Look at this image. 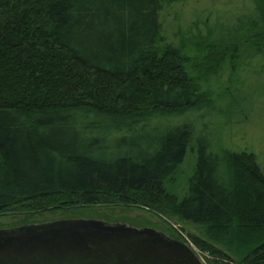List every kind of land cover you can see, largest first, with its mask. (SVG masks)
<instances>
[{
    "label": "trees",
    "instance_id": "obj_1",
    "mask_svg": "<svg viewBox=\"0 0 264 264\" xmlns=\"http://www.w3.org/2000/svg\"><path fill=\"white\" fill-rule=\"evenodd\" d=\"M184 1L0 0V216L136 206L197 225L208 239L187 235L210 264H264L254 153L223 151L220 172L201 151L187 192L166 188L194 131L177 118L210 98L186 68L196 58V70L218 75L264 56V0L217 38L207 25L170 42L162 12Z\"/></svg>",
    "mask_w": 264,
    "mask_h": 264
},
{
    "label": "rangeland",
    "instance_id": "obj_2",
    "mask_svg": "<svg viewBox=\"0 0 264 264\" xmlns=\"http://www.w3.org/2000/svg\"><path fill=\"white\" fill-rule=\"evenodd\" d=\"M249 6V0H185L163 10V33L168 41L179 43L183 40L190 41L192 36L205 35L208 25L216 29L213 37L217 38L218 33H225L231 27L233 19ZM203 19H207V24ZM185 53L193 57L203 56L202 50L192 46H187ZM194 62L199 61L196 58L195 61L191 60L186 70L210 98L203 106L188 113L187 117L177 118L178 122L190 119L194 125L191 143L179 165L178 179L175 183L166 184L168 191L176 192L179 196L188 190L187 181L198 166L201 151L207 158V170L215 167L220 172L225 171L223 151L252 152L264 174V56L252 59L244 56L235 68L224 66L218 75L208 74L203 69L196 70ZM91 212L112 220L120 218L122 222L136 227L152 224L157 230H162L165 223L176 232L177 236L172 235L173 238L185 242L203 264H210L209 260L213 259V256L195 245L187 235V232H191L208 239L197 225L179 222L171 217H160L136 206L120 209L97 205L68 211L48 210L28 217V222L41 223L64 217H91ZM24 216H0V224L19 225L22 224L20 221L27 218Z\"/></svg>",
    "mask_w": 264,
    "mask_h": 264
},
{
    "label": "water",
    "instance_id": "obj_3",
    "mask_svg": "<svg viewBox=\"0 0 264 264\" xmlns=\"http://www.w3.org/2000/svg\"><path fill=\"white\" fill-rule=\"evenodd\" d=\"M79 230L95 233L94 244L102 252L83 264H203L182 240L152 227H134L100 220H70L25 224L0 230V262L4 264H56L57 257L70 254L73 243L60 249L31 244L43 237ZM30 241V244L27 243ZM48 245V244H46ZM36 258V260H34Z\"/></svg>",
    "mask_w": 264,
    "mask_h": 264
},
{
    "label": "flooded vegetation",
    "instance_id": "obj_4",
    "mask_svg": "<svg viewBox=\"0 0 264 264\" xmlns=\"http://www.w3.org/2000/svg\"><path fill=\"white\" fill-rule=\"evenodd\" d=\"M73 213H76V212H73ZM86 219L100 220V221L108 222V223H119V224H126L128 226H132L130 223L122 222L120 218H116L112 220L105 216H100L99 214H93L91 217H64V218L54 219L51 221H46V222L42 221V222L47 224V223H52L56 221L86 220ZM25 224H40V223L26 222V223H22L19 225H11V226L0 224V230L9 229V228H13V227L21 226ZM141 227L154 228L152 224L143 225ZM160 231H163L168 236L173 237L170 231L168 230L167 226L165 225V223H164V227ZM93 236H95V233H92V232L87 233V232H82L79 230H72V232H65L63 234L61 233V236L58 238H50L47 236V237H43V239L41 240L32 242L31 244L45 245L46 248L50 250L57 248V249H60L61 253H63V252H66V250H63L62 246L67 243H73V247L70 248V251L72 250L70 254L66 252V254L63 257H57L56 261L59 263H56V264H83L95 258L96 255L102 252L101 250L99 251L97 246L93 243L94 242ZM27 243L30 244V241H27ZM34 260H36V258ZM42 262H44V259H41V260L39 259L34 264H40ZM0 264H4V263L0 262ZM17 264H20V263H17ZM28 264H31V263H28Z\"/></svg>",
    "mask_w": 264,
    "mask_h": 264
},
{
    "label": "built area",
    "instance_id": "obj_5",
    "mask_svg": "<svg viewBox=\"0 0 264 264\" xmlns=\"http://www.w3.org/2000/svg\"><path fill=\"white\" fill-rule=\"evenodd\" d=\"M190 242V241H189ZM191 243V242H190Z\"/></svg>",
    "mask_w": 264,
    "mask_h": 264
}]
</instances>
